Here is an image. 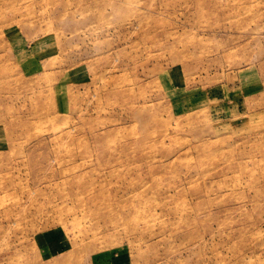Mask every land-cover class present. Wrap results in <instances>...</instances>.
<instances>
[{"label":"rangeland","instance_id":"1","mask_svg":"<svg viewBox=\"0 0 264 264\" xmlns=\"http://www.w3.org/2000/svg\"><path fill=\"white\" fill-rule=\"evenodd\" d=\"M0 264H264V0H0Z\"/></svg>","mask_w":264,"mask_h":264}]
</instances>
